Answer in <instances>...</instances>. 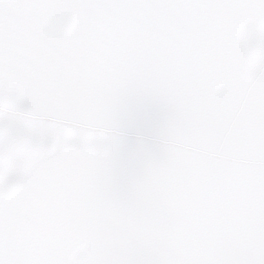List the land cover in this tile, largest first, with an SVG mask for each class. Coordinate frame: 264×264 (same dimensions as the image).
Instances as JSON below:
<instances>
[{
    "label": "snow or ice",
    "instance_id": "1",
    "mask_svg": "<svg viewBox=\"0 0 264 264\" xmlns=\"http://www.w3.org/2000/svg\"><path fill=\"white\" fill-rule=\"evenodd\" d=\"M0 264H264V0H0Z\"/></svg>",
    "mask_w": 264,
    "mask_h": 264
}]
</instances>
